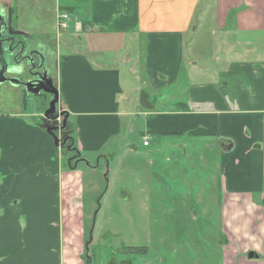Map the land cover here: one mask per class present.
Listing matches in <instances>:
<instances>
[{"label":"crops","instance_id":"crops-1","mask_svg":"<svg viewBox=\"0 0 264 264\" xmlns=\"http://www.w3.org/2000/svg\"><path fill=\"white\" fill-rule=\"evenodd\" d=\"M52 2L54 19L50 17V0H33L37 13L34 10L28 13L26 8H21L20 2L4 0L12 25L20 16L38 14L39 21L31 25L45 38L50 36L48 32L53 30V25L57 31L72 32L63 39L54 35L51 39L55 38V47L50 40L42 45L45 48L42 51L53 53L54 73L48 55L52 69L50 77L59 92L60 108L67 111V122L79 133V142L73 135L79 153L81 148L100 147L111 132L120 129L121 116L125 114L120 98L124 86L132 81L130 74H134L135 81L137 65L135 57L130 58L131 54L125 52L128 50L126 44L135 40L132 32L145 36L144 62L151 73V94L159 97L149 102L142 91L138 99L139 107L146 110L143 120H138L139 127L144 130L141 131L143 146L150 147V134L158 138L171 136L176 138L171 145H178L184 157H189L193 149L186 146L202 140L208 141V146H213L210 142L215 143L221 160L218 170L222 179L217 186H221L224 222L231 223L235 233L246 234L244 225H247L250 239L254 236L256 239L239 250L246 254L251 249L260 256L258 252L264 247V61L256 67L248 61L247 55L253 52L255 46L251 43L254 41L256 46L258 43L264 45V0ZM209 4L215 5L217 21L225 33L249 35L244 40H232L234 47L241 49L237 55L247 58L233 62L230 68L242 70L254 92L243 88L240 95L238 88L239 100L234 108L215 83L185 87L186 84L179 80L183 35L194 30L198 13ZM60 12L68 14L67 29L58 27ZM16 29L26 32L21 27ZM124 63H133L126 77H122L124 72L120 68ZM138 89L141 90L132 84V92ZM134 105L132 101V107ZM200 105L210 108L201 110ZM43 112L30 120L22 116H0V264H90L82 253L84 223L77 213L82 207L80 194L72 192L64 201L63 179L67 174L58 167H51L49 157L60 154L71 168L84 159L80 154L77 155L80 161L67 159V151L54 144L47 127L39 122ZM72 117L77 121H71ZM145 136H148L147 145L143 143ZM185 136L189 143L185 142ZM20 214H25V219L19 217ZM20 221L24 224L25 235L21 240L16 233L20 230ZM20 242L30 246L26 256L33 258L20 261L15 248ZM11 249L16 250L15 256L3 261L4 252ZM231 250L236 249L227 238L222 252L229 251L227 259L231 263L225 264H250L245 255L238 261ZM84 253L86 256L85 246Z\"/></svg>","mask_w":264,"mask_h":264},{"label":"rangeland","instance_id":"rangeland-1","mask_svg":"<svg viewBox=\"0 0 264 264\" xmlns=\"http://www.w3.org/2000/svg\"><path fill=\"white\" fill-rule=\"evenodd\" d=\"M52 7L51 19H54ZM21 3V8H26L28 13L33 10L38 12L33 0H13V3ZM52 5V6H51ZM24 9L26 13L27 10ZM215 5H207L198 13V23L194 30L183 35L182 65L179 70V80L185 87L194 84L215 83L224 97L231 100L234 108L239 100L243 88L253 93L252 85L245 77L242 70L230 68L233 62L246 59L256 65L264 61V45L251 43L253 52L243 58L237 54L238 46L231 43L233 39H247L249 35H236L233 32L225 33L223 27L217 21ZM38 14L32 16H20L14 22V28L28 47H42L47 41H52L55 47L54 35L63 39L72 35V32L57 31L55 25L48 32L49 37H44L32 27L33 21H39ZM36 30V31H35ZM135 40L127 43V53L130 58L135 57L136 75L128 72L132 64L124 63L120 68L124 76L131 77V82L124 86V94L121 96V106L124 115L121 116L120 129L110 133L104 144L96 149H82L80 151L83 161L70 167L62 156L52 154L51 167L66 173L63 179L64 201L68 194L75 192L80 194L81 208L78 209V217L83 220L82 242L83 258L85 242L89 237L94 212L100 209L94 221L92 241L89 244L90 264H225L229 251L222 252L227 238L232 242L236 250H231L238 261L242 254L239 248L244 249L251 245L248 226L244 225L246 234L235 233L231 223L224 222V202L221 200L220 189L222 175L218 170L220 163L218 148L215 143L208 146L205 140L198 141L195 145L186 148L193 149L189 157H184L176 142L175 137L167 136L158 138L151 135L150 147H144L143 137L138 120H143L146 111L139 107L138 99L141 92L152 101L153 86L151 73L145 66L146 44L145 36L132 32ZM78 35L75 36L77 38ZM74 37V35H73ZM49 43V42H48ZM230 44L232 47H230ZM236 48V49H235ZM45 49V48H44ZM108 49V48H107ZM112 55V52H108ZM50 61L53 73L55 72L54 56L50 52ZM15 53L7 51V61L10 67H16ZM141 61V63H140ZM135 62V61H133ZM22 69L23 66L16 67ZM132 84L141 90L132 92ZM180 85V89H181ZM164 90V89H163ZM158 92V90H157ZM150 94V95H149ZM163 97V94L161 95ZM156 95L154 99L157 100ZM124 101V103H123ZM132 101L135 105L132 107ZM49 104L48 97H37L24 90L20 85L4 82L0 90V116H22L24 120L36 119L38 112H43ZM125 104V105H124ZM154 106V105H152ZM193 107V106H192ZM201 110L210 106H199ZM195 108V107H193ZM140 115H135V113ZM134 113V114H133ZM28 117V118H27ZM71 121L77 119L71 118ZM135 128H133V124ZM77 127V125H76ZM79 140V133H74ZM185 136V142L189 141ZM161 140V141H158ZM170 140L171 142H167ZM79 142V141H78ZM183 142V140H182ZM53 143V141H52ZM79 145V144H78ZM174 152V153H173ZM103 156L106 158L104 159ZM107 176L105 177V172ZM56 180V175H55ZM58 185L60 181L58 178ZM57 185V186H58ZM58 188V187H56ZM53 198H54V193ZM58 199V195L56 194ZM257 199V195L254 196ZM67 213V210L64 212ZM19 217L25 219V214ZM20 230L16 233L23 239L24 224L20 221ZM77 230V229H76ZM230 233L227 236V233ZM78 233V231H77ZM80 235V234H79ZM259 238V236H258ZM146 246V253H127L129 247ZM19 253L20 261L30 251L26 243H18L15 246ZM16 250L4 252L2 260L12 259ZM256 251V250H255ZM257 260L246 259L250 264L264 263V247ZM225 255V257H224Z\"/></svg>","mask_w":264,"mask_h":264},{"label":"flooded vegetation","instance_id":"flooded-vegetation-1","mask_svg":"<svg viewBox=\"0 0 264 264\" xmlns=\"http://www.w3.org/2000/svg\"><path fill=\"white\" fill-rule=\"evenodd\" d=\"M11 12V10H10ZM6 13V16H5ZM7 23V25L4 24ZM16 29L11 24L10 14L7 10L4 0H0V90L3 89L4 86V76L10 78V77H16L19 78L20 83L17 85H20L24 90L25 87L23 86V82L26 80H36L43 74V70L47 72V77H50L52 74V69L49 67L48 64V55L49 51H42V47H28L25 49L26 44L24 41L18 37L17 34H15ZM21 45L24 47L23 51H20ZM12 51L15 53L14 59L15 63L17 64L16 67L19 65H22V69H18L16 67H10L9 63L7 61V51ZM28 50V51H27ZM27 51V52H26ZM33 52V54L29 55L28 52ZM36 51H38V54H36ZM7 82V81H6ZM37 97H48L49 101L52 99V97L47 92L41 91L39 94L36 95ZM48 107V106H47ZM46 107V108H47ZM39 122L41 124L45 125L47 128L52 126L53 123L56 124H62V116H57L55 119H42V117H39ZM68 125V124H67ZM72 128H67L66 130H60L57 129V135L60 139H67L65 141V145L68 144L70 139V133ZM70 147H74L73 144H71ZM65 150V147H64ZM77 152L75 151H67L65 154H67V159H73L74 161H77L80 156H77ZM71 160H69L70 162ZM253 250H247L246 252V258L248 257V252ZM259 258V255L258 257ZM257 258H249V259H257Z\"/></svg>","mask_w":264,"mask_h":264},{"label":"water","instance_id":"water-1","mask_svg":"<svg viewBox=\"0 0 264 264\" xmlns=\"http://www.w3.org/2000/svg\"><path fill=\"white\" fill-rule=\"evenodd\" d=\"M6 16V13H5ZM4 24L7 25V23ZM15 34H19L21 35L22 32L16 31L14 32ZM24 47L21 45L20 51H23ZM25 49H27V46L25 47ZM28 51V50H27ZM26 51V52H27ZM29 55L33 54V52H28ZM36 54H38V51H36ZM9 82L10 84L13 85H17L20 83L19 78L16 77H10L8 78L7 76H4V82ZM23 86L25 87V90L27 92H30L33 95H37L39 94L41 91L43 92H47L49 93V95L52 97V99L49 101L48 107L44 110V112L42 113V119H55L57 118V116H62V124H58L57 122H55L56 124L53 123V125L49 128H47V132L52 136L54 144L58 147L64 148L65 147V151H76L77 155H79V151L76 149V147H70L72 144V139H69L68 144L65 145V141L67 139H62L60 141L58 135H57V129L59 128L60 130H66L67 127V111L62 110L59 106V92L58 89L56 88V86L53 83V78L52 77H47V72L45 70H43V74L41 75V77H39L36 80H26L23 82ZM81 159L77 160L80 161ZM69 162V160H68ZM77 163V162H76ZM105 177L107 176V171L105 172ZM100 208V204L99 207ZM99 209H97L94 212L93 215V221H92V226L89 230V237L87 239V241L85 242V251H86V257H87V262H90L91 257L89 256L88 252H89V244L92 241V232H93V228H94V221H95V217L96 214L98 212ZM248 257L249 258H257L258 254H256L254 251H249L248 252Z\"/></svg>","mask_w":264,"mask_h":264},{"label":"trees","instance_id":"trees-1","mask_svg":"<svg viewBox=\"0 0 264 264\" xmlns=\"http://www.w3.org/2000/svg\"><path fill=\"white\" fill-rule=\"evenodd\" d=\"M67 128H71V126H70V124L67 122ZM74 128V126H72V130L71 131H69V133H70V138L72 139V144H73V146L74 147H76L75 146V139H74V132H75V130L73 129ZM129 250H128V252L127 253H137V254H141V253H146L147 251H148V249H147V247L146 246H139V247H129L128 248Z\"/></svg>","mask_w":264,"mask_h":264},{"label":"built area","instance_id":"built-area-1","mask_svg":"<svg viewBox=\"0 0 264 264\" xmlns=\"http://www.w3.org/2000/svg\"><path fill=\"white\" fill-rule=\"evenodd\" d=\"M58 27L60 29H67L69 27V18H68V14L66 12H60L58 14ZM148 136L144 137V145H147L148 143Z\"/></svg>","mask_w":264,"mask_h":264}]
</instances>
